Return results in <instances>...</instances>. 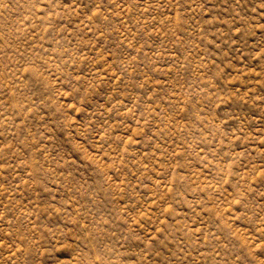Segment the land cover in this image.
<instances>
[{"label":"rangeland","instance_id":"374dc122","mask_svg":"<svg viewBox=\"0 0 264 264\" xmlns=\"http://www.w3.org/2000/svg\"><path fill=\"white\" fill-rule=\"evenodd\" d=\"M0 264H264V0H0Z\"/></svg>","mask_w":264,"mask_h":264}]
</instances>
